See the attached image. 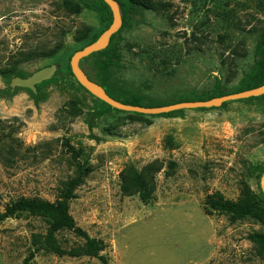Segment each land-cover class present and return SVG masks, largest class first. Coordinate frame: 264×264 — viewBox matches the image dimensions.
I'll use <instances>...</instances> for the list:
<instances>
[{
  "label": "rangeland",
  "instance_id": "1",
  "mask_svg": "<svg viewBox=\"0 0 264 264\" xmlns=\"http://www.w3.org/2000/svg\"><path fill=\"white\" fill-rule=\"evenodd\" d=\"M64 1L0 0V130L16 147L8 162L0 155V211L22 196L56 201L83 175L69 211L106 241L111 264H264L249 238L264 233V94L163 115L108 109L70 64L82 31L100 33L113 16L84 5L74 12ZM119 1L124 22L110 47L121 60L108 72L93 56L81 66L121 100L139 96L157 106L259 87L264 0ZM157 1L167 11L147 7ZM52 64L56 73L36 91L9 95L11 73ZM153 161L162 167L144 203L122 190L120 173ZM243 192L249 213L236 221L206 203L211 195L237 201ZM52 221L28 211L1 221L0 264H22L31 251L30 264H102L60 255L58 245L84 241L66 228L47 238Z\"/></svg>",
  "mask_w": 264,
  "mask_h": 264
},
{
  "label": "trees",
  "instance_id": "2",
  "mask_svg": "<svg viewBox=\"0 0 264 264\" xmlns=\"http://www.w3.org/2000/svg\"><path fill=\"white\" fill-rule=\"evenodd\" d=\"M77 1H78L79 6L76 8L73 7V5H71L66 0L63 2V5L65 8L74 10V12H78L79 8L82 5L87 6L91 9L101 12L102 17L105 20L109 19L107 15L108 10L110 11V15L113 16L110 6L104 0H96V1L77 0ZM119 3L121 2L119 1ZM147 7L153 11H162V12L167 11V6H166L165 1L152 2V3H149ZM112 22H113V18L110 21L109 25L106 27V29L110 27ZM123 22H124V18H123ZM105 30H103L100 33H95L91 36L87 34L84 35L85 31H82L81 33L82 35L81 37H79V41L83 42V45L77 50H80L84 48L85 46H87L88 44L96 41L98 37ZM114 36L115 35L111 37L110 44L114 40ZM260 40L262 44L264 45V28H263ZM110 44L108 45L106 49L94 52L91 55H89V56L98 58L99 69L102 71H107V72L110 71V69H112V67L117 62H119L122 58L120 52H118L117 49L110 47ZM261 70H262V66L259 64L256 68V71L261 72ZM0 72L3 73L5 71H0ZM71 73L73 74L72 68H71ZM9 76L10 77L12 76V78L15 76L27 77V75L21 72H17V71L14 73H11ZM259 76L261 77L260 74ZM100 84L105 87L107 92L112 97L120 101L133 104V105H143L140 103L141 99L139 96H134V97H131L130 99L124 98L121 100L118 96L110 92V89H109L110 87L108 85L104 84L103 82H100ZM263 84H264V78L261 77V79H259L257 83L253 84V86H261ZM38 86L39 85H37V88ZM8 93L9 95L13 94V90L11 89V87L9 88ZM225 94L227 93H221L220 95H216V96H221ZM211 98H208V99H211ZM193 100H205V99H193ZM179 101H184V100H179ZM104 103L107 105L108 109H116L112 107L111 105L107 104L106 102ZM224 104H226V102L223 103L222 105ZM145 106H148V105H145ZM181 110L182 109H179V110H175V111H171L167 113H162L159 115L172 114L175 112H179ZM6 135L7 133H5V131L0 130V155L1 157H3V159H5L4 160L5 163L8 162L10 158L9 155H6V154H11L13 151L16 150V147L8 142V140L6 139ZM161 167L162 166L159 164L158 161H153L147 164L145 167H143L142 170H138L133 165H130L124 168L120 173L122 190L126 192L127 194H138L144 203H148L152 199L153 191L156 186L155 174L157 171L161 169ZM83 181H84L83 175H79L78 177L70 179L67 183L66 189L62 197L60 199H57L56 201H50V200L43 199L38 196H35V197L22 196L18 198L17 200H14L10 202L9 204H7L4 211H0V222L9 217H12L13 215L21 211H28L32 214L52 217L53 221L48 228L47 238L55 241L57 239V232L66 228L68 230H71L73 233H75V235L82 238L84 241V244L82 247H71L68 250H64L62 249L61 246L58 245V252L60 255H64L66 253L70 254L71 256L85 255V256L98 258L102 262V264H111L109 257L106 254L102 253V251L108 246L106 241L104 239L92 236L87 230L79 226L74 216L69 211V204H68L69 199L73 196L74 189L80 184H82ZM206 203L213 210L231 214V218L233 221L242 219L249 213V194L247 192H243L241 197L237 201L225 200L221 197H216L214 195H211L207 198ZM249 238L254 243L257 244L259 254L264 256V233L254 232L249 235ZM34 258H35V252L31 251L29 255L24 259L22 264H30Z\"/></svg>",
  "mask_w": 264,
  "mask_h": 264
},
{
  "label": "water",
  "instance_id": "3",
  "mask_svg": "<svg viewBox=\"0 0 264 264\" xmlns=\"http://www.w3.org/2000/svg\"><path fill=\"white\" fill-rule=\"evenodd\" d=\"M111 8L113 13V22L96 41L88 44L84 48L77 50L71 58V68L78 81L93 95L100 98L112 107L125 111H137L148 115H159L179 109L186 108H212L219 107L223 103L233 99H244L264 94V84L240 92L227 93L221 96H215L205 100H184L159 106L133 105L120 101L112 97L105 87L97 81L91 79L81 66V60L94 52L106 49L110 44L111 37L116 34L123 25V15L121 5L117 0H104ZM58 66L52 64L45 66L27 77L15 76L11 79L10 87H24L33 91L37 90V85L50 79L57 71ZM262 189L264 191V176L262 178Z\"/></svg>",
  "mask_w": 264,
  "mask_h": 264
}]
</instances>
